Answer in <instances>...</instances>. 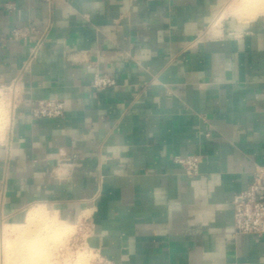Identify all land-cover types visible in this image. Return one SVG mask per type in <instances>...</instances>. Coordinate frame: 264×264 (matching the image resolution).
Masks as SVG:
<instances>
[{
	"label": "crops",
	"instance_id": "obj_1",
	"mask_svg": "<svg viewBox=\"0 0 264 264\" xmlns=\"http://www.w3.org/2000/svg\"><path fill=\"white\" fill-rule=\"evenodd\" d=\"M226 1L0 0V84L20 77L22 98L0 219L46 204L88 222L112 264H264V236L235 234L231 205L264 167V18L214 36ZM19 27L28 39L5 41ZM97 73L116 86L94 91ZM52 99L63 117H31ZM178 155H200L199 174Z\"/></svg>",
	"mask_w": 264,
	"mask_h": 264
},
{
	"label": "rangeland",
	"instance_id": "obj_2",
	"mask_svg": "<svg viewBox=\"0 0 264 264\" xmlns=\"http://www.w3.org/2000/svg\"><path fill=\"white\" fill-rule=\"evenodd\" d=\"M243 1L245 0H227L225 2V5L217 13L210 27V32L214 36H217L222 28L243 29L251 22L264 18V9L259 8L258 11L256 8H253L250 0ZM253 10L256 12H253ZM3 85L5 87L2 90L0 89V147L6 145L9 141L13 115V97L11 98V91L6 88L10 84ZM18 90L20 92L19 87ZM37 209H41L44 213L37 216L35 214ZM57 226L58 229L62 227L59 230L64 237L60 236L61 239L59 237V242L56 245H52L56 249L53 250L54 252H51V257H53L51 258L52 264H112L92 247L90 243L92 229L88 222L81 221L78 224L65 222L52 207L42 203L28 206L17 218L9 219L6 216L1 217L0 264L2 263V257H4L3 254L6 253V250L14 248V241L16 239L20 242L21 240L25 242H21L25 246L31 245L25 241L28 236H32V234L36 237L52 236V229H57ZM64 232L67 233V235L65 233L66 236L63 234ZM33 243L35 245L39 244L35 240H33Z\"/></svg>",
	"mask_w": 264,
	"mask_h": 264
},
{
	"label": "built area",
	"instance_id": "obj_3",
	"mask_svg": "<svg viewBox=\"0 0 264 264\" xmlns=\"http://www.w3.org/2000/svg\"><path fill=\"white\" fill-rule=\"evenodd\" d=\"M6 10L9 13L16 11L14 3H7ZM32 29L19 27L13 29L5 41L27 40ZM47 32L41 34L32 47L23 66L22 73L27 70L37 54L43 48ZM20 77L16 78L9 87L11 98L13 97V109L21 103L22 98L18 90ZM116 80L109 75L95 74L91 88L101 92L115 87ZM5 85L0 84L2 90ZM65 104L61 100H40L30 103V115L33 119H56L64 116ZM176 164L180 165L188 175H198L202 157L200 155H178L174 157ZM234 232L235 234H247L256 237L264 236V167L258 166L252 174L249 186L234 195L232 202Z\"/></svg>",
	"mask_w": 264,
	"mask_h": 264
},
{
	"label": "bare ground",
	"instance_id": "obj_4",
	"mask_svg": "<svg viewBox=\"0 0 264 264\" xmlns=\"http://www.w3.org/2000/svg\"><path fill=\"white\" fill-rule=\"evenodd\" d=\"M245 1H243V2H245ZM251 1L252 0H250V3L253 4V8H256L257 10L259 8L264 9V0H253L252 2ZM245 4H247V3H245ZM255 10H253V12ZM42 213H44V212H42L41 209H37L35 214H37V216H38V215H42ZM44 219H46V218H44ZM56 228L57 229H52L53 230L51 233L52 236H49V237H36V236H33L34 234H32V236H28L25 241H27V244H31V245L25 246V244L21 243V242H23L22 240L20 242V241H18V239H16L14 241L15 242L14 248L11 250H6V253H4V254L2 253L4 257H2L3 259H2L1 264H52L53 262H51V258H53V257H51L52 256L51 252L53 250H56L55 247L52 245H56L59 242L58 239L60 236L64 237L60 233L61 232L60 228H62V227L59 228L60 230L58 229V226ZM65 233L66 232H64L63 234L65 235ZM2 234H3V232H2ZM66 235H67V233H66ZM60 239H61V237H60ZM33 240H35L39 244L35 245L33 243ZM62 240H63V238H62ZM23 243H25V242H23Z\"/></svg>",
	"mask_w": 264,
	"mask_h": 264
}]
</instances>
